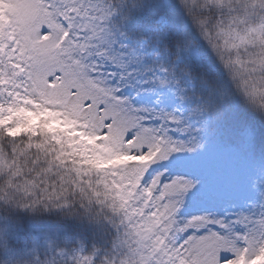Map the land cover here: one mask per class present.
<instances>
[{
	"label": "snow or ice",
	"instance_id": "snow-or-ice-1",
	"mask_svg": "<svg viewBox=\"0 0 264 264\" xmlns=\"http://www.w3.org/2000/svg\"><path fill=\"white\" fill-rule=\"evenodd\" d=\"M0 264H264V0H0Z\"/></svg>",
	"mask_w": 264,
	"mask_h": 264
},
{
	"label": "trees",
	"instance_id": "trees-1",
	"mask_svg": "<svg viewBox=\"0 0 264 264\" xmlns=\"http://www.w3.org/2000/svg\"><path fill=\"white\" fill-rule=\"evenodd\" d=\"M241 128L242 122L234 119L215 124L207 137V150L201 157L205 161L212 162V164L216 163L221 166L227 164L232 167L238 184L244 183L250 172V160L247 155L248 145L242 140ZM257 129V140L259 141V126ZM257 151H259L258 145ZM216 168L217 165L212 166L211 173L216 174L214 172Z\"/></svg>",
	"mask_w": 264,
	"mask_h": 264
},
{
	"label": "rangeland",
	"instance_id": "rangeland-1",
	"mask_svg": "<svg viewBox=\"0 0 264 264\" xmlns=\"http://www.w3.org/2000/svg\"><path fill=\"white\" fill-rule=\"evenodd\" d=\"M217 165L214 172L211 173V167ZM196 172L201 175L208 183L209 187L213 190H233L241 189L244 183L238 184L237 178L234 176V170L227 164L221 166L219 164H212L208 160L200 158L199 163L196 167Z\"/></svg>",
	"mask_w": 264,
	"mask_h": 264
}]
</instances>
